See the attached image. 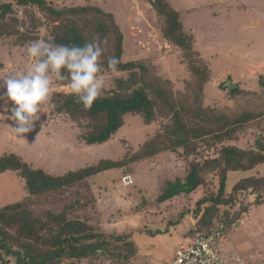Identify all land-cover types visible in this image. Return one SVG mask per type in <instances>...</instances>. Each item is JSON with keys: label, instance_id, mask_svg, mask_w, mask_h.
<instances>
[{"label": "trees", "instance_id": "trees-1", "mask_svg": "<svg viewBox=\"0 0 264 264\" xmlns=\"http://www.w3.org/2000/svg\"><path fill=\"white\" fill-rule=\"evenodd\" d=\"M97 1L0 0V37L19 34L22 42L40 39L38 34L20 31L17 27L20 18L11 14L23 8L34 29L46 28L43 39L52 37L57 44L83 46L95 36L106 38L107 42L102 45L105 49L102 72L111 71L109 57L122 60L116 71L122 75L114 79L115 88L98 98L90 110L85 109L75 95L66 93L54 108L55 112L68 114L79 124L86 120V131L82 134L86 146L109 141L125 125L127 115H138L146 124L157 123L159 128L138 149L129 150L123 159L103 158L60 174L32 166L15 151L1 153L0 173L13 172L23 181L27 194L20 201L0 207V264H82L83 261L130 264L140 251L133 236L96 230L88 214L92 209L91 197L84 198L85 192H80V197L57 211L45 208L37 212L33 203L42 195L84 186L92 177L111 170L126 171L127 165L144 162L167 151L188 157L203 146L217 149L216 156L190 163L193 185L175 181L164 191V195H175L183 189L190 191L201 180L206 185L208 175L217 173L219 188L208 190L197 200L192 211L196 222L188 235L208 232L220 223L226 228L238 221L240 212L231 214L228 205L236 201L239 191L257 190L263 198L264 175L239 179L229 195L226 185L230 171L252 169L264 163V92L245 88L229 79L220 84L229 102L222 105L206 102L207 86L212 83L213 73L209 62L196 49L193 26L197 27L199 22L193 19L197 18L194 5L184 8L176 0H148L149 16L159 27L161 37L171 43L170 48H177L178 54L174 49L173 54L178 55L188 71L183 85L177 87L171 78L161 73L156 56L124 59L126 33L115 12ZM212 4L213 7L219 5ZM203 21L209 20L205 17ZM55 81L59 85L68 83ZM259 84L264 89V75ZM249 129L258 131L255 146L243 148L232 144ZM262 202L257 200V204Z\"/></svg>", "mask_w": 264, "mask_h": 264}, {"label": "rangeland", "instance_id": "rangeland-1", "mask_svg": "<svg viewBox=\"0 0 264 264\" xmlns=\"http://www.w3.org/2000/svg\"><path fill=\"white\" fill-rule=\"evenodd\" d=\"M81 1L67 0L68 3ZM176 1L180 7L194 5L196 8L194 14L197 18L193 17L194 22H199L197 27L193 26L196 49L209 62L213 73L212 83L207 86L206 102L210 105L228 103L220 84L229 79L245 88L264 92L259 84L261 75H264V18L259 26L251 23L260 11L264 15V0H222L224 8L219 5L213 7V4L206 6L209 2L219 4L220 0ZM97 3L115 12L126 33L125 60L156 56L161 73L171 78L175 86L183 85L188 71L180 58L176 57L177 48L167 46L171 43L161 37L159 27L149 16L148 0H98ZM11 15L20 18L17 25L20 31L38 34L40 39L47 33L44 26L32 27L23 8ZM205 17L209 20L207 23L212 17L218 18L217 24L205 28L200 25ZM33 41L27 39L22 42L19 34L0 37V61L3 63L0 79L26 69L31 63L27 47ZM173 49L176 54H173ZM102 74L106 80L105 94L115 88L114 79L122 73L103 71ZM53 84L54 90L43 105L44 115L34 131L18 136L12 127L13 122L0 115V154L12 150L22 155L32 166L60 174L103 158L123 159L129 150L138 149L159 128L157 123L146 124L138 115H127L125 125L109 141L86 146L82 139L86 120H81L79 124L68 114L54 111L61 95L65 93V85L57 84L54 77ZM3 91L0 89V93ZM257 136V130L249 129L242 132L232 144L243 148L255 146ZM216 150L203 146L199 152L188 157L167 151L144 162L127 165L126 171L111 170L92 177L84 186L78 185L37 197L33 207L37 212L45 208L61 210L71 200L80 197V192H85L84 198L91 197L89 206L92 209L88 214L96 230L109 234L130 233L133 236L140 251L130 264H168L183 238L195 225L192 211L197 200L208 190H218L219 178L213 172L208 175L206 185L201 180L190 191L183 189L175 195H164V191L175 181L193 185L190 163L214 157ZM124 172L130 173L134 180L128 187L120 184ZM250 175H264V163L252 169L230 171L227 195L236 181ZM86 190L89 192L86 193ZM26 194L23 181L18 176L10 171L0 173V207L22 200ZM260 194V191L252 189L239 191L236 201L228 205L231 214L240 212L241 218L226 226L221 242L222 253L240 254L245 264H264V195L262 198ZM258 199L263 202L257 204ZM244 207L248 208L245 210ZM82 264L87 263L83 261ZM101 264L110 263L104 261Z\"/></svg>", "mask_w": 264, "mask_h": 264}, {"label": "clouds", "instance_id": "clouds-1", "mask_svg": "<svg viewBox=\"0 0 264 264\" xmlns=\"http://www.w3.org/2000/svg\"><path fill=\"white\" fill-rule=\"evenodd\" d=\"M106 38L93 37L83 46L57 44L54 38L37 39L27 47L31 63L24 71L10 73L0 79V115L13 122L18 136L34 131L44 115L43 105L54 90L53 77L68 81L63 91L75 95L90 110L102 97L106 80L102 74V47ZM121 58H108V68L115 73ZM6 110V111H5Z\"/></svg>", "mask_w": 264, "mask_h": 264}, {"label": "built area", "instance_id": "built-area-1", "mask_svg": "<svg viewBox=\"0 0 264 264\" xmlns=\"http://www.w3.org/2000/svg\"><path fill=\"white\" fill-rule=\"evenodd\" d=\"M121 183L126 187L132 185V175L124 172ZM224 229L225 224L220 223L208 232L196 231L186 235L168 264H245L240 254L222 253L223 245L220 239Z\"/></svg>", "mask_w": 264, "mask_h": 264}, {"label": "crops", "instance_id": "crops-1", "mask_svg": "<svg viewBox=\"0 0 264 264\" xmlns=\"http://www.w3.org/2000/svg\"><path fill=\"white\" fill-rule=\"evenodd\" d=\"M223 1L220 0L219 2V6L221 7H225L224 4L222 3ZM210 4H212L211 2L207 3L206 6H210ZM263 13H261V11L259 13L256 14L255 17L252 18V21L251 23L254 25V26H259L261 24V22L263 21V18H264V15H262ZM258 16H260L258 18ZM216 19V20H215ZM215 19H211V21L209 23L207 22H202L200 21V25H203L205 28L207 27V25L211 26V25H216V21L218 18H215Z\"/></svg>", "mask_w": 264, "mask_h": 264}]
</instances>
